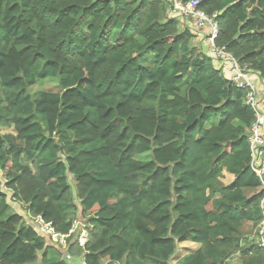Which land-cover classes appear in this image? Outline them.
<instances>
[{
	"label": "trees",
	"instance_id": "trees-1",
	"mask_svg": "<svg viewBox=\"0 0 264 264\" xmlns=\"http://www.w3.org/2000/svg\"><path fill=\"white\" fill-rule=\"evenodd\" d=\"M173 1L0 0V128L15 133L0 132V264H67L9 196L62 234L80 213L88 239L67 251L84 264H172L184 242L201 248L176 264H264L255 113ZM199 1L216 47L264 80V0ZM49 78L62 93L30 95Z\"/></svg>",
	"mask_w": 264,
	"mask_h": 264
},
{
	"label": "built area",
	"instance_id": "built-area-1",
	"mask_svg": "<svg viewBox=\"0 0 264 264\" xmlns=\"http://www.w3.org/2000/svg\"><path fill=\"white\" fill-rule=\"evenodd\" d=\"M174 11L185 18L196 20L198 27L209 26L211 29L210 41L214 47V54L224 66H230L231 82L237 88L247 92L246 105L250 107L256 116V121L248 132V142L251 149V169L260 179L262 191L264 193V115L261 109H264L259 102V92L257 85L250 78V68L240 65L239 61L229 54L225 48H218L215 41L219 35V27L216 22L218 14L209 15L199 9V0H190L186 3L173 1ZM259 105L261 107H259ZM261 108V109H260ZM264 200L262 201V208ZM264 211V209H263ZM36 228L39 232L53 240L60 246L66 245L67 241L73 237L74 230L82 227V231L75 238L80 246L84 247L88 239V233L81 221H75L71 230L67 234L57 232L52 223L46 222L41 216L35 218ZM258 238V246L264 251V216L255 233ZM68 259H72L68 255Z\"/></svg>",
	"mask_w": 264,
	"mask_h": 264
},
{
	"label": "crops",
	"instance_id": "crops-1",
	"mask_svg": "<svg viewBox=\"0 0 264 264\" xmlns=\"http://www.w3.org/2000/svg\"><path fill=\"white\" fill-rule=\"evenodd\" d=\"M168 17L171 19L178 20L181 23V25L185 26L189 30V32L193 36L192 45L197 47L204 54L208 55V57H210L212 59L213 64L215 65L216 69L220 70L221 74L226 79L231 81L230 66L222 65V63H220L219 59L214 54V47L210 41V37H211L210 27L209 26H205L202 28L198 27L196 24V20H194L192 18H185V17L180 16L178 14V12L174 11V7H172L171 10L168 12ZM250 78L257 85L258 92H259V102L262 104V106L264 108V80L261 79L258 72L252 71V69H250ZM259 107H261V106L259 105ZM261 112L264 115V109H261ZM248 144H249V142H248ZM249 147H250V145H249ZM250 153H251V149H250ZM250 168H251V166H250ZM234 180H235L234 175L227 173V172H224V178L222 179L223 183H225L226 185H229V184L233 183ZM261 194H263V199H262V201H263L264 200V193L262 191L261 184H260V187L258 189L252 190V191L249 190V192H247V195L249 197H251L253 195H261ZM10 197L11 196H9V198ZM9 201H10V199H9ZM262 201H261V204H262ZM17 204H19V203H15V202L10 201V205L13 209H14L13 206L17 205ZM19 205L22 207V209H20L21 207L19 206V209L23 212L18 211L19 212L18 213V212H16V210H15L16 208H15L14 211L16 212V214L21 215L24 218L26 224L33 227L36 230V232L40 235V237L45 240V236L42 235L39 232L38 228L35 227L36 226V224H35L36 223L35 222L36 217L35 218L30 217L28 215V213L26 212L25 208L23 207V205L22 204H19ZM261 207H262V205H261ZM262 209H264V206ZM75 221H81V220L77 219V220H74V222ZM82 224L84 225V227L88 233V236H89V230H88L87 226L83 222H82ZM71 239H69V240H71ZM254 239H255L256 244H258V238L255 236ZM49 241H51V240L49 239ZM72 243L74 244V243H78V242L75 238H73L72 242H70V244H72ZM70 244L68 245V247L70 246ZM78 245H79V243H78ZM47 246H50V245L47 243ZM181 246L184 247L183 253H185L184 255H182V257L187 255V254L194 253L201 248L200 244L193 243V242H184V243L180 244V248H181ZM68 247H67V249H68ZM79 247L83 248L80 245H79ZM56 252L60 253L59 251H56ZM67 253H68V251H67ZM56 257H58V256L56 255ZM77 260H79V262L75 263V264H84L82 259H77ZM231 262H232V264H241V262L239 260V256L235 257Z\"/></svg>",
	"mask_w": 264,
	"mask_h": 264
},
{
	"label": "rangeland",
	"instance_id": "rangeland-1",
	"mask_svg": "<svg viewBox=\"0 0 264 264\" xmlns=\"http://www.w3.org/2000/svg\"><path fill=\"white\" fill-rule=\"evenodd\" d=\"M44 92L62 93L63 89H62V86H61V84H60V82H59V80L57 78H49V79H45V80L39 82L37 85L33 86L29 90L30 95L33 96V97H36L39 94L44 93ZM0 132L2 134H4V135L15 134L14 130L13 129H9V128H0ZM138 159L139 160H145L146 158H145V156H141V157H138ZM0 180H3L2 172H0ZM9 195H10V192H9ZM10 201H11V197H10ZM19 206H20L19 204L13 206L14 209L16 208L15 209L16 212H18V211L20 212L21 211L20 209H22V207L20 206L21 208L19 209ZM21 212H23V211H21ZM81 216L82 215L79 213L78 214V218L81 219V221L85 224L87 220L83 219ZM81 231H82V227H78L77 229H75L72 239L76 238L80 234ZM72 239L68 240L66 245L60 246L59 244H56V242H54L53 240L49 241L48 237H45L46 242L51 247L54 248L55 255H57L56 251H59L61 260L63 259L67 264H75V263L79 262V260H77L74 257H72V259H68V255L69 254L67 253V247L70 244V242H72ZM181 248L179 249L178 254L176 255V257L173 259L172 264H176L177 261L182 258V255L185 254V253H183L184 252V250H183L184 247L181 246Z\"/></svg>",
	"mask_w": 264,
	"mask_h": 264
}]
</instances>
